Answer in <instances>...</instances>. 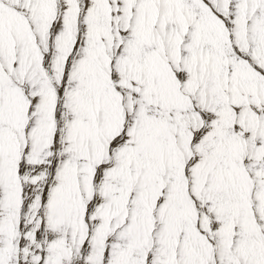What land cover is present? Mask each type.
I'll use <instances>...</instances> for the list:
<instances>
[{"label": "snow or ice", "instance_id": "6c2138e0", "mask_svg": "<svg viewBox=\"0 0 264 264\" xmlns=\"http://www.w3.org/2000/svg\"><path fill=\"white\" fill-rule=\"evenodd\" d=\"M0 264H264V0H0Z\"/></svg>", "mask_w": 264, "mask_h": 264}]
</instances>
